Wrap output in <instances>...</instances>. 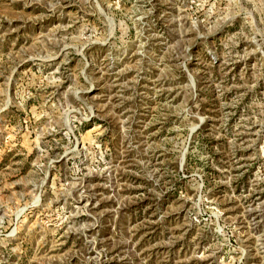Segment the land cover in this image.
<instances>
[{
	"label": "rangeland",
	"instance_id": "374dc122",
	"mask_svg": "<svg viewBox=\"0 0 264 264\" xmlns=\"http://www.w3.org/2000/svg\"><path fill=\"white\" fill-rule=\"evenodd\" d=\"M0 264H264V0H0Z\"/></svg>",
	"mask_w": 264,
	"mask_h": 264
}]
</instances>
